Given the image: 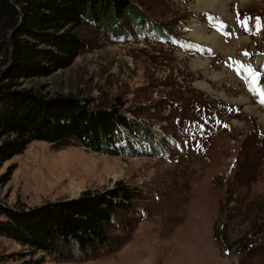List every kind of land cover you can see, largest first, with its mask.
Segmentation results:
<instances>
[{"label": "rangeland", "instance_id": "obj_1", "mask_svg": "<svg viewBox=\"0 0 264 264\" xmlns=\"http://www.w3.org/2000/svg\"><path fill=\"white\" fill-rule=\"evenodd\" d=\"M129 1L153 24L121 33L84 24L89 45L71 65L23 86L90 107L120 101L156 132L158 154L34 140L0 165V204L70 200L116 182L135 189L109 243L90 257L51 254L40 264H264V104L247 71L260 72L264 87V0H228L224 14L196 9L197 0ZM194 23L220 44L193 39ZM28 251L0 235V264L42 257Z\"/></svg>", "mask_w": 264, "mask_h": 264}, {"label": "trees", "instance_id": "obj_2", "mask_svg": "<svg viewBox=\"0 0 264 264\" xmlns=\"http://www.w3.org/2000/svg\"><path fill=\"white\" fill-rule=\"evenodd\" d=\"M21 14V17H20ZM150 22V23H149ZM130 23L153 24L129 0H0V165L41 140L56 147L70 142L109 154H158L156 132L128 117L123 103L90 107L73 95L48 96L23 81L67 68L89 41L84 24L121 33ZM12 29V30H11ZM135 189L116 182L102 192L31 207L0 204V235L42 257L83 259L109 243L119 214L128 211ZM74 257V258H75Z\"/></svg>", "mask_w": 264, "mask_h": 264}, {"label": "bare ground", "instance_id": "obj_3", "mask_svg": "<svg viewBox=\"0 0 264 264\" xmlns=\"http://www.w3.org/2000/svg\"><path fill=\"white\" fill-rule=\"evenodd\" d=\"M228 0H197V4H196V9H210L213 12L219 13V14H224L226 13V7H225V3ZM201 26V25H200ZM199 25H196L194 23V26L191 30L190 36L200 42H206V43H210L213 45L216 44H220V40L217 36L212 35V36H208L205 35V31L202 29V27H200ZM193 67H201L203 69H205L204 67V61L201 62L199 60H193ZM205 72V71H204ZM214 76V75H213ZM199 87H201L202 89H205L207 91H210L209 86L206 83L200 82L197 84ZM245 99H243L244 101Z\"/></svg>", "mask_w": 264, "mask_h": 264}, {"label": "snow or ice", "instance_id": "obj_4", "mask_svg": "<svg viewBox=\"0 0 264 264\" xmlns=\"http://www.w3.org/2000/svg\"><path fill=\"white\" fill-rule=\"evenodd\" d=\"M256 24H257V31H259L260 27L262 26L260 24L259 18H257ZM245 55H247V53H245ZM247 71L250 76L249 90L252 91L254 95H257L259 97L258 100L259 103L264 104V87H261L259 84L261 73L252 69L251 66L248 67Z\"/></svg>", "mask_w": 264, "mask_h": 264}, {"label": "water", "instance_id": "obj_5", "mask_svg": "<svg viewBox=\"0 0 264 264\" xmlns=\"http://www.w3.org/2000/svg\"><path fill=\"white\" fill-rule=\"evenodd\" d=\"M20 17H21V14H20ZM11 30H12V29H11ZM9 61H10V60H8L7 63L3 66V68H2V73L4 72V70L6 69V67L8 66ZM2 73L0 74V78H1Z\"/></svg>", "mask_w": 264, "mask_h": 264}]
</instances>
